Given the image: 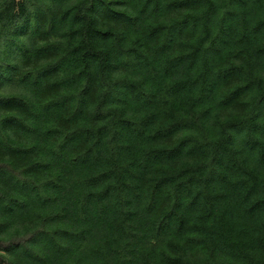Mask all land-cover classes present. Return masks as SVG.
<instances>
[{
    "label": "clouds",
    "instance_id": "obj_1",
    "mask_svg": "<svg viewBox=\"0 0 264 264\" xmlns=\"http://www.w3.org/2000/svg\"><path fill=\"white\" fill-rule=\"evenodd\" d=\"M88 3L96 4V14L84 11ZM88 3L79 5L84 20L70 39L72 15L61 17L73 3L0 0V72L4 65L15 68L3 73L11 83L0 95L24 98L16 126L0 120V158L8 161L9 146L22 145L31 151L11 157L17 171L36 161L47 165L41 186L17 197L25 206L22 212L5 215L8 202L0 203V223L6 225L0 228V264H216L228 259L226 244L239 250L231 264L264 261V214L257 225L247 211L249 201H264V162L249 150L253 140L264 145V112L251 120L256 114L243 104V96L229 107L220 103L226 91L241 84L264 91V53L256 51L264 48V29L253 34L264 20V0L259 14L254 0H248L222 26L227 35L214 47L223 48L225 39L230 46L219 58H203L195 73L188 62L173 67L169 61L177 47L210 32L207 47L217 36L219 16L207 24L202 18L195 28L189 21L180 36L181 25L171 32L166 28L172 43L163 49L160 45L168 41L151 38L149 32L154 25L183 18L182 9L169 8L172 0ZM117 4L122 6L115 11L125 16L114 19L110 10ZM211 6L235 11L227 0H212ZM25 22L27 29L20 34ZM105 31L110 38L100 35ZM237 42L240 57L229 62ZM56 61L62 65L56 80L75 74L71 102L59 110L48 101L64 90H53L54 80L34 71ZM227 67L234 72L224 80L219 74ZM177 80L188 81L183 91L171 88ZM189 98L201 106L178 110ZM229 120L242 121L244 131L225 128ZM158 130L163 138L153 142ZM177 144L178 155L153 150ZM169 156H175L169 167L188 165L189 170L182 179L157 185L161 173L155 161ZM241 174L251 193L236 183ZM43 181L51 183L45 187ZM0 189L8 194L11 185L0 181ZM42 205L49 211L37 215L34 210ZM216 210L222 215L208 224L209 213ZM44 215L57 222H42ZM232 221L238 222L236 232L229 231Z\"/></svg>",
    "mask_w": 264,
    "mask_h": 264
},
{
    "label": "trees",
    "instance_id": "obj_2",
    "mask_svg": "<svg viewBox=\"0 0 264 264\" xmlns=\"http://www.w3.org/2000/svg\"><path fill=\"white\" fill-rule=\"evenodd\" d=\"M55 2L60 5H63L65 3L74 4V8L64 9V15L61 17V19L63 20L69 15H72V27H70L69 32L70 39L74 38L77 31L74 26L76 24L83 23L84 20V18L80 16V12L78 10L79 5L83 3H88V0H55ZM227 3L229 5H232L235 11H225L221 8L211 6L212 0H179V3H177L176 0H172V3L169 4V8L175 6L178 9H182L184 12L183 18L178 21H174L172 25L157 24L152 26L151 31L149 32V37L155 38L157 35L161 36L164 40L168 41V43L161 44L160 47L163 49H167L168 47H170L172 41L170 40L169 36L165 34L164 30L166 28L171 32L176 30L177 25H181L182 28L180 29V31L176 32V35L180 36L183 35V32L188 28L189 21L192 22V26L193 28H195L202 18L204 19V23L207 24L210 18L219 16V21L216 25L217 36L212 40L211 43H208L207 47H204V44L208 41V37L209 35H211L210 32H206V34L199 41L192 39L190 41H187L183 45L177 47L175 49V54L172 56L171 61H169V63L173 67L188 62V68L191 70V72L195 73L196 64L202 61L203 58L211 56L219 58L223 55V48H227L230 46L228 41L225 39L221 40L223 48L214 47V45L216 44V40L219 39L220 36L227 35L222 26L228 21L233 20L236 15H238L239 9L247 7L248 0H227ZM254 3L256 5L257 14H259V12L261 11V0H254ZM120 6L122 5L117 4L113 7V9L110 10L112 18L115 19L125 16V13L115 11V8ZM84 11L88 14L94 15L96 14L97 6L94 3H88V7L84 9ZM141 11H143V9H141ZM26 29L27 22H25V24L22 25L18 31L20 34H23ZM262 29H264V20H259L255 28L253 29V34L259 35ZM100 35L105 39L110 38V33L107 31L100 33ZM243 40L244 38L242 37L241 41ZM239 44L240 42H237L236 45H231L234 51L228 57L229 62L232 60L239 59ZM45 47L59 46L45 45ZM78 51V46L71 48V53L73 55H75ZM256 51L257 53H264V48H258ZM93 56H95V54H93ZM84 57L87 58L88 53H84ZM14 71L15 68L10 64L3 66V72H0V92L3 91V86H6L11 83V76L4 75L3 73L11 74ZM34 71L42 73V79L54 80L53 90H64V94L60 96L57 100L48 101L51 107H54L59 110L71 102V98L74 94L73 88L75 81L73 80V75L75 74L64 75L61 79L56 80L55 77H57L62 71V65H60V61H56L54 64L44 65L42 68L37 67L34 69ZM233 72V67L223 68L219 76L224 80H228L232 78ZM195 82V80L192 81L193 84ZM187 84V80H177L171 85V88L183 91V87ZM241 89H243L244 92H241ZM241 96H243V104L245 106H250V111L256 114L250 118L251 120H255L260 112H264V91H260L259 88L253 90L249 84H241L235 88H232L230 91H226L225 99L220 101V103L224 107H229L231 103H233L235 100H239ZM23 102V97L0 95V120L5 121L6 126H16V121L19 117V113L23 110ZM146 104H151V101H146ZM200 106L201 105L199 104H193L191 102V98H189L186 102L182 101L181 104L177 106V108L178 110L186 111ZM245 110L248 111L249 109L246 107ZM5 113H7V115H5ZM73 115H75V113H73ZM168 127L171 128L174 127V125L169 123ZM224 127L232 130H237L238 132L244 131L243 122L240 120H229L228 123L224 125ZM252 127L255 128L256 126L253 125ZM18 130L25 131V129L23 128H18ZM162 138L163 137H161L160 135V130H158L153 137V142H155L157 139ZM228 140H231V137H228ZM183 143L184 141L180 142V144ZM180 144L171 147L160 146L153 150L178 155L177 150L180 148ZM250 145L251 146L249 150L252 152H258L260 161L264 162V145L261 144V141L253 140L250 142ZM30 151L31 149L24 148L22 145H11L8 148V155L10 159L8 161H5L0 158V181H3V183L6 185H11V189L8 194H5L3 190L0 189V203H3L5 200H7L8 202L4 205L5 215L12 216L15 212H22L25 206L23 204V201L18 200L17 197L21 193H27L29 191L35 192L37 188L41 186V177L42 174L47 170V165L42 164L40 161H36L35 163H31L28 165V167L20 169L19 171H17V169L12 166L11 157L26 156ZM174 158L175 156H169L165 159L155 161V163L159 166V172L161 173L159 179L157 180V185H159L161 181L174 182V178L182 179L183 176L188 172V165H177L175 168L169 167V161ZM225 167L227 168V165H225ZM168 172L173 173V176L170 177L168 175H163V173ZM256 179L257 177L250 176L251 181L254 182ZM42 183L45 187H47L48 185H50L51 182L43 181ZM236 183L239 184L243 189H246L247 193H251L252 188L248 186L249 182L243 178V174H241V178L236 179ZM254 186L255 184L253 183V187ZM12 192H15L16 195H12ZM152 192L153 194L156 192L155 186L153 187ZM217 195L219 196L221 194L217 193ZM213 199H215V197H213ZM245 199H249V196L247 194L245 196ZM45 204H47V201H45ZM259 204H264V201H249V207L247 208V211L253 214L250 219H254L257 225L261 224V215L264 214V208H257V205ZM34 211L37 215H41L44 212H48L49 209L42 205L41 207L36 208ZM218 215H222L219 210L210 212L207 217V223L212 224L214 222V216ZM42 222L48 224H55L57 221L49 215H44ZM237 223V221H232L233 228L229 229V231H238L236 227ZM4 227H6V225L0 223V228ZM205 231L211 232V229L208 228ZM225 247L231 250L229 252L228 259L225 260L223 258H220L216 261V264H231L232 259H234L239 254V250L235 248L234 244H226ZM242 259L246 260V257H242ZM256 264H264V261H256Z\"/></svg>",
    "mask_w": 264,
    "mask_h": 264
}]
</instances>
